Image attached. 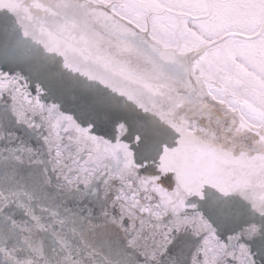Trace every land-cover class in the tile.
<instances>
[{
  "label": "snow or ice",
  "instance_id": "6c2138e0",
  "mask_svg": "<svg viewBox=\"0 0 264 264\" xmlns=\"http://www.w3.org/2000/svg\"><path fill=\"white\" fill-rule=\"evenodd\" d=\"M0 264H264V0H0Z\"/></svg>",
  "mask_w": 264,
  "mask_h": 264
}]
</instances>
